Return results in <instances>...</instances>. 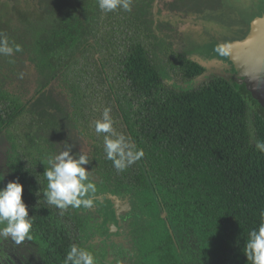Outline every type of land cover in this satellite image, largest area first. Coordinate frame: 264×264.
Returning a JSON list of instances; mask_svg holds the SVG:
<instances>
[{
  "label": "trees",
  "instance_id": "16d2710c",
  "mask_svg": "<svg viewBox=\"0 0 264 264\" xmlns=\"http://www.w3.org/2000/svg\"><path fill=\"white\" fill-rule=\"evenodd\" d=\"M162 13L229 31L217 45L250 30L223 0H131L130 12H104L98 0H0V35L22 49L0 55L5 186L23 185L30 235L47 264H64L72 245L93 249L84 241L93 233L87 207L37 204L47 160L66 143L87 155L89 181L100 191L130 199L134 216L124 230L131 264H251L244 249L262 222L264 152L250 144L246 101L256 107L259 142L264 113L222 78L167 89L152 57L168 55L179 32ZM173 67L185 83L204 71L181 56ZM105 108L116 132L143 151L124 171L106 158V134L93 130Z\"/></svg>",
  "mask_w": 264,
  "mask_h": 264
},
{
  "label": "clouds",
  "instance_id": "9594fccd",
  "mask_svg": "<svg viewBox=\"0 0 264 264\" xmlns=\"http://www.w3.org/2000/svg\"><path fill=\"white\" fill-rule=\"evenodd\" d=\"M98 5L104 12H112L117 8L131 11V0H98ZM21 50L20 45L12 47L8 38L0 35V55L11 56ZM218 51L221 55L227 54L222 47ZM20 78H23V73L20 74ZM110 112V108L104 109L102 119L95 122V132L106 134L104 136L106 158L113 162L117 171H124L143 156V151L136 150L125 135L116 132ZM256 147L264 152V142H257ZM72 148L73 145L66 143L63 151L49 156L48 167L43 172L47 185L42 191L41 189L36 191L37 204L43 200L44 203L61 210H66L70 206L72 208L92 206L93 201L88 198V194L95 193L96 186L89 182L91 171L85 167L90 161L83 153L74 154ZM2 180L3 178L0 179ZM23 190V185L18 181H10L5 187L0 188V237L11 238L16 244H21L26 239L32 240L30 230L33 221L29 216L28 206L22 199ZM261 216L262 222L258 228L249 232L244 249V255L251 264H264V212ZM64 264H96V259L90 251L72 245Z\"/></svg>",
  "mask_w": 264,
  "mask_h": 264
},
{
  "label": "rangeland",
  "instance_id": "374dc122",
  "mask_svg": "<svg viewBox=\"0 0 264 264\" xmlns=\"http://www.w3.org/2000/svg\"><path fill=\"white\" fill-rule=\"evenodd\" d=\"M223 6L225 8L235 10L236 13L249 24L255 22L259 18L264 17V0H223ZM159 19L172 23L179 32L177 44L173 45L169 49L168 55L163 57L159 55L155 58L152 57L154 64L164 75V86L167 89L179 91L180 86H177V83L183 85L188 84V88L185 87L184 89H196L206 85L208 82H202L199 85L192 84V86H190V83L182 82L181 76L176 74V71L173 67V62L178 56L185 57L190 60H196L198 57L202 59L219 58L221 56L223 57L224 55H221L218 51V49L221 48V45H217L216 41H220L225 36H230L231 33H229V31H225V29H222L215 24L204 22L194 15L178 16L162 13L159 16ZM204 30H206L213 39L207 37L204 33ZM149 53H153L151 48L149 49ZM200 79H203V77ZM246 102L250 144L253 147H256L257 142H259L253 128V118L254 113L256 112V107L251 101L247 100ZM90 116H93L92 112ZM97 120L99 119H96L93 122H96ZM93 130H95V127ZM3 165V155L0 149V179L3 178V180L0 181V188H3L6 184ZM94 184L96 186V192L89 193L88 198L95 196L100 192V187L96 183ZM99 211L102 220L100 233L106 234L107 231L105 225L113 223V210L110 203L106 201L100 205Z\"/></svg>",
  "mask_w": 264,
  "mask_h": 264
},
{
  "label": "flooded vegetation",
  "instance_id": "af4514ba",
  "mask_svg": "<svg viewBox=\"0 0 264 264\" xmlns=\"http://www.w3.org/2000/svg\"><path fill=\"white\" fill-rule=\"evenodd\" d=\"M218 59L227 62L224 57H219ZM224 70L230 74L233 73V70H228L227 68H224ZM207 74L208 71L204 69L201 75L190 82V86L209 82L215 78L212 72L209 73L210 75ZM201 77L203 79H200ZM177 84L183 89L188 86V84ZM107 195L115 196L109 192L100 191L97 195L89 197L92 199L93 204L91 207H87V213L91 218V223H93V233L84 241L86 245H91V248L93 246L91 253L100 264H131L135 258L127 255L124 228L128 226L134 216L133 206L129 198L115 196L119 200V206L115 209L112 202L107 199ZM106 201L110 203L113 210V223L106 224L107 232L106 234H101L102 220L99 207ZM126 201L129 203V210L125 208L124 202ZM39 251V246L33 242V239L31 241L26 239L21 244H16L11 238L0 237V264H47Z\"/></svg>",
  "mask_w": 264,
  "mask_h": 264
},
{
  "label": "water",
  "instance_id": "95a60500",
  "mask_svg": "<svg viewBox=\"0 0 264 264\" xmlns=\"http://www.w3.org/2000/svg\"><path fill=\"white\" fill-rule=\"evenodd\" d=\"M249 25V33L243 40L221 45L227 53V62L218 58L199 57L195 61L208 71L207 75L212 72L214 77L240 86L243 94L255 102L264 113V17ZM224 68L233 70V73L226 72ZM107 199L112 202L115 209L118 208L119 200L115 196L107 195ZM124 205L130 209L127 201ZM165 216L163 213L162 218ZM170 234L172 235L171 231Z\"/></svg>",
  "mask_w": 264,
  "mask_h": 264
}]
</instances>
